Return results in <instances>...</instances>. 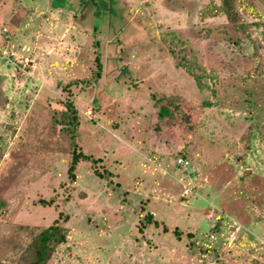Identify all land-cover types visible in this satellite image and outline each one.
<instances>
[{
  "label": "rangeland",
  "instance_id": "rangeland-1",
  "mask_svg": "<svg viewBox=\"0 0 264 264\" xmlns=\"http://www.w3.org/2000/svg\"><path fill=\"white\" fill-rule=\"evenodd\" d=\"M218 5L0 0V264H264V0Z\"/></svg>",
  "mask_w": 264,
  "mask_h": 264
},
{
  "label": "trees",
  "instance_id": "trees-1",
  "mask_svg": "<svg viewBox=\"0 0 264 264\" xmlns=\"http://www.w3.org/2000/svg\"><path fill=\"white\" fill-rule=\"evenodd\" d=\"M217 9L226 17L230 25L236 26L242 31H247L249 24L245 22L235 6V0H219ZM264 36V33H262ZM237 43V40L234 41ZM97 67L100 69V56H96ZM67 111L70 114V119L67 121V130L69 132L71 142V161L67 169L68 177L71 180L75 179V170L79 162H90L95 165L96 160L91 154L84 153L78 149L76 141L78 134L77 112L71 102H67ZM153 224L158 226L159 223L154 220L152 215L147 214L141 220V227L146 228ZM167 230L166 228H163ZM175 233L176 230H175ZM67 228L60 224L57 220L52 224L43 228L40 232L34 235L31 241L27 244L21 255L19 256L18 264H47L55 249L66 241Z\"/></svg>",
  "mask_w": 264,
  "mask_h": 264
},
{
  "label": "built area",
  "instance_id": "built-area-1",
  "mask_svg": "<svg viewBox=\"0 0 264 264\" xmlns=\"http://www.w3.org/2000/svg\"><path fill=\"white\" fill-rule=\"evenodd\" d=\"M180 162H182V161L180 160ZM182 163H184V161H183ZM185 163H186V162H185Z\"/></svg>",
  "mask_w": 264,
  "mask_h": 264
}]
</instances>
